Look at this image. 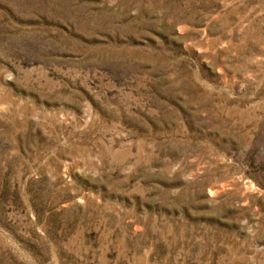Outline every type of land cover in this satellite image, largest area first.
<instances>
[{
	"label": "rangeland",
	"instance_id": "1",
	"mask_svg": "<svg viewBox=\"0 0 264 264\" xmlns=\"http://www.w3.org/2000/svg\"><path fill=\"white\" fill-rule=\"evenodd\" d=\"M0 264H264V0H0Z\"/></svg>",
	"mask_w": 264,
	"mask_h": 264
}]
</instances>
